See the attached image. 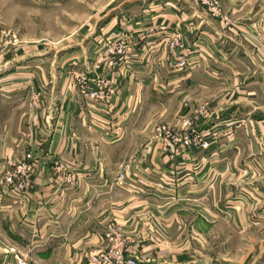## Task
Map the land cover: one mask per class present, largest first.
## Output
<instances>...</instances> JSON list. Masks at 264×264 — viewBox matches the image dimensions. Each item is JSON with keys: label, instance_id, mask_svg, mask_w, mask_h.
Instances as JSON below:
<instances>
[{"label": "crops", "instance_id": "obj_1", "mask_svg": "<svg viewBox=\"0 0 264 264\" xmlns=\"http://www.w3.org/2000/svg\"><path fill=\"white\" fill-rule=\"evenodd\" d=\"M212 1L219 10L199 0H115L86 42L59 58H0V177L7 158L35 157L23 197L0 191V264H87L82 251L104 243L101 216L118 196L207 200L237 231L264 225V0ZM122 38L128 59L113 63L107 44ZM187 49L195 65L179 70ZM71 68L109 78L110 102L82 98ZM151 107L163 118L198 113L209 148L179 146L166 159L149 143ZM57 161L66 169L56 172ZM120 166H130L122 188L113 186ZM68 171L78 173L74 184L63 182ZM151 249L139 264H191L173 246ZM239 252L230 263L264 264Z\"/></svg>", "mask_w": 264, "mask_h": 264}, {"label": "rangeland", "instance_id": "obj_2", "mask_svg": "<svg viewBox=\"0 0 264 264\" xmlns=\"http://www.w3.org/2000/svg\"><path fill=\"white\" fill-rule=\"evenodd\" d=\"M113 1L0 0V58L8 52L18 51L21 54H40L38 57L41 60L48 54V62L59 58L63 51L85 41L96 19L107 12ZM199 2L204 4L203 0ZM78 72L81 71L71 68L67 73V79L75 88L73 77ZM30 96L33 97V94ZM200 107H205L203 102ZM151 109L153 117L149 120V143L151 146L157 145L160 154L171 159L175 153L164 146L166 136L160 137L158 129L165 127L171 132L183 134L188 128V122H198L193 117L198 113L192 112L173 119L163 118L160 110L154 107ZM198 109L197 112L200 111ZM28 153L32 152L28 151L26 155ZM148 155L134 156L133 160L148 158ZM129 170L130 166H120L113 186H128V177L124 183H119V178L123 174L128 176ZM67 174L65 172L63 175L66 183L69 182ZM170 190L174 191V188ZM170 196L174 197V194ZM117 198L109 206L110 213L101 216L104 243L99 247L84 249L82 257L86 261L91 255L115 253L139 259L144 255L143 250L150 246L151 250H160V254L161 250L173 246L175 259L184 263L189 261L191 264H235L229 260L239 251H242L239 253L246 259L251 253L264 258V225L257 230L237 231L234 221L231 222L232 217L224 218L216 214L207 200H153L129 196ZM165 254L167 252L161 255ZM161 255L158 256L163 257ZM256 260L251 259L253 262Z\"/></svg>", "mask_w": 264, "mask_h": 264}, {"label": "built area", "instance_id": "obj_3", "mask_svg": "<svg viewBox=\"0 0 264 264\" xmlns=\"http://www.w3.org/2000/svg\"><path fill=\"white\" fill-rule=\"evenodd\" d=\"M203 3L212 6L213 10H219L216 3L212 0H203ZM16 41V40H15ZM126 39L122 38L115 41H109L107 44L106 55L113 57V63L115 62H125L128 59L127 54L130 52L128 45L126 44ZM179 48H183L181 40L176 42ZM192 50H185L177 62L176 67L179 70L187 71L191 70L195 61L192 60ZM88 72H78L74 74L73 82L78 90L79 95L86 100H91L94 102H105L108 104L110 102V96L114 88L109 78L100 77L95 75L90 77ZM32 104L37 106L40 103L41 95L40 93L33 94ZM195 122H188L185 132L183 134H178L167 130L165 127L159 128L158 135L165 138L164 146H167L173 153L177 152L179 146L185 148L200 146L203 149H207L210 146V142L206 140V135L197 129ZM214 135V134H213ZM166 147V148H167ZM34 156L32 153H28L23 161H16L15 159H8L7 161V171L4 175L0 177V191L6 193L14 194L15 196L22 197L23 194L27 193L30 187V179L33 174V161ZM66 167L62 162H55V170H65ZM67 184H74L78 179V173L75 171L67 172ZM126 175H122L119 178V183H124ZM63 178V182H64ZM66 183V182H64ZM20 264H27L22 257H17ZM87 264H139V259L136 257L126 258L122 253L115 254H96L91 255L87 259Z\"/></svg>", "mask_w": 264, "mask_h": 264}]
</instances>
